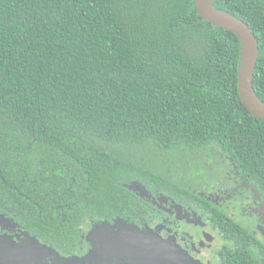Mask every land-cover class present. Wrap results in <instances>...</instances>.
Segmentation results:
<instances>
[{"label": "trees", "instance_id": "obj_1", "mask_svg": "<svg viewBox=\"0 0 264 264\" xmlns=\"http://www.w3.org/2000/svg\"><path fill=\"white\" fill-rule=\"evenodd\" d=\"M214 7L258 38L264 102V0ZM241 54L196 0H0V214L79 255L90 221L159 212L134 182L205 213L224 170L210 148L264 203V119L242 101Z\"/></svg>", "mask_w": 264, "mask_h": 264}, {"label": "flooded vegetation", "instance_id": "obj_2", "mask_svg": "<svg viewBox=\"0 0 264 264\" xmlns=\"http://www.w3.org/2000/svg\"><path fill=\"white\" fill-rule=\"evenodd\" d=\"M221 166L218 169L224 170L216 172L206 182V212L189 208L198 221L180 211V216L176 214L167 217L169 223L164 221L170 224L165 232L163 228L159 229L160 232L158 229L152 230V216L157 212L151 216L149 223L142 226L120 219L113 222L104 219L90 221L84 235L89 242V248L82 254L70 256L79 260L80 264H88L82 261L84 257L89 259L94 254L102 255L100 259L91 257L89 260L92 264H113L111 249L115 247L116 264H145L133 252L131 244L136 242L131 238L135 235L157 234L169 239L187 253L194 264H264V203L260 192L250 186L238 171H231L229 167H223V164ZM176 204L187 207L178 202ZM158 210L162 215H168L167 212ZM12 221L19 230H26L16 221ZM19 244L22 245L21 241ZM7 249L9 248H6V243L0 240V264H18L15 254L18 255L22 246L14 247L13 250ZM59 252L61 256L58 261L56 258L51 261L47 259L48 264H70L66 258L69 254ZM180 263L187 264L186 257L183 262L178 261L175 264Z\"/></svg>", "mask_w": 264, "mask_h": 264}, {"label": "water", "instance_id": "obj_3", "mask_svg": "<svg viewBox=\"0 0 264 264\" xmlns=\"http://www.w3.org/2000/svg\"><path fill=\"white\" fill-rule=\"evenodd\" d=\"M215 1L196 0L198 13L212 24L232 31L239 38L242 46L238 73L240 95L251 113L264 119V102L256 93L253 84L256 64L259 59L258 38L244 20L232 13L215 8ZM131 239L136 242L134 245L131 244L133 252L137 256L139 255L138 257L145 264H175L178 261L183 262L184 257L187 259V264H194L187 253L169 239H164L157 234L135 235Z\"/></svg>", "mask_w": 264, "mask_h": 264}, {"label": "rangeland", "instance_id": "obj_4", "mask_svg": "<svg viewBox=\"0 0 264 264\" xmlns=\"http://www.w3.org/2000/svg\"><path fill=\"white\" fill-rule=\"evenodd\" d=\"M204 158L206 159V163H213L216 161H220L223 164V167H229L231 171H234V172L237 171L232 159L223 156L221 152L216 148L207 149L206 153H204ZM130 187L133 190H135L140 196L150 201L151 203L155 204L158 209L168 213V215H162L160 212L157 211V213L154 216H152V220L154 223L152 225V230L158 229V232H160L159 229L163 228V232H165L166 228L170 227L169 226L170 224L165 223L169 221L167 217L168 216L171 217L172 215H176V214L180 216L181 215L180 211H182L183 214L189 216L194 221L199 220L197 219L195 213L191 211L189 208L180 207L179 205L176 204L174 200L168 198L162 193H159V192L152 193L146 190L145 187L138 182L132 183ZM159 220L160 222H158ZM13 226H14V223L11 220V218H8L4 214H0V240H2L4 244L6 243V248H9L7 250H10V249L13 250L14 247L22 246V250H19L18 255L15 254L18 264H48L47 261L48 260L51 261L54 258H56L58 261V257H60L61 254H59L60 252L57 249L52 248L42 243L37 238L32 236L29 232H27L26 230H19L17 227L14 226L15 227L14 228ZM18 237L20 238V240ZM34 240H36L38 244ZM20 241L22 245L19 244ZM25 248H27V250H25ZM46 252H49V253H46ZM111 254L113 256L112 257L113 262H114L113 264H116L117 249L115 247L111 249ZM101 256L102 255L95 256L94 254L90 256L89 259L91 257L93 259L94 258L100 259ZM66 258L68 262H70V264H80L79 260H74L73 257L70 255L66 256ZM89 259L84 257L82 261L83 262L85 261L88 264H92V262Z\"/></svg>", "mask_w": 264, "mask_h": 264}]
</instances>
